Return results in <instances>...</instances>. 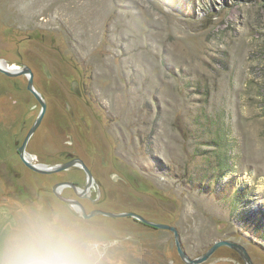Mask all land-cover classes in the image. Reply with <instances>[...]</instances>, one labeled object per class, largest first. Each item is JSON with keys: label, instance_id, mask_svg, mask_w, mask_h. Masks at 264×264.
I'll list each match as a JSON object with an SVG mask.
<instances>
[{"label": "rangeland", "instance_id": "rangeland-1", "mask_svg": "<svg viewBox=\"0 0 264 264\" xmlns=\"http://www.w3.org/2000/svg\"><path fill=\"white\" fill-rule=\"evenodd\" d=\"M0 59L27 65L47 98L29 143L35 162L54 165L89 144L73 140L64 103H76L74 81L111 106L106 145L83 159L95 180L93 200H82L87 212L132 211L172 225L190 258L229 239L264 264V0H0ZM25 85L0 72V102L8 86ZM37 111L30 98L15 139ZM14 170L0 161V235L40 207L80 222L103 264H187L171 231L131 217L84 218L57 198L54 182L84 183L77 170ZM199 264L244 263L221 246Z\"/></svg>", "mask_w": 264, "mask_h": 264}, {"label": "flooded vegetation", "instance_id": "flooded-vegetation-1", "mask_svg": "<svg viewBox=\"0 0 264 264\" xmlns=\"http://www.w3.org/2000/svg\"><path fill=\"white\" fill-rule=\"evenodd\" d=\"M19 76H21V75H19ZM22 76H24L26 78L25 75H22ZM33 79H34V75H33ZM26 84H27V78H26ZM72 86L73 87H72L71 92L75 96L74 100L76 103L73 106V108H70V106L66 103V101L64 103H65L66 110L68 111V113L70 115L71 121L73 123V127L75 128L73 140L78 141L79 146H83L81 142L83 141V138H84L89 142V144L84 145V146H86V148L84 149L82 154H76V153H71V152L64 153L63 154L64 160H62L61 162L56 163V164H62L65 162H69V161L73 162L74 161L75 164H73V166L69 167L66 170L68 171L70 169H75L86 180V172H85L84 168L81 165H79L78 163H76V161L80 160L83 163V165L85 166L83 159H86L85 158L86 154L90 155V158H93L91 156L90 152L101 154V149L106 145L105 139L103 140L101 137L102 130H103L101 127V124L102 123L107 124L108 125L107 130L110 129L109 127H110V123L112 120V117L110 116L111 106L108 108L106 105L101 103V101L99 100V96H97V98H96L95 94H92L91 91L88 92V89L84 88V82L83 81L82 82L74 81ZM35 90L39 93L41 99L45 103V112L43 114V117H42L39 125H38V127H39L42 120L45 118L47 111L49 110V106H48L47 98L44 97L43 94L41 92H39L36 88H35ZM56 92H57V89H56ZM26 93H28V95H26ZM5 94H6L5 99L3 100V102H0V119L4 122L7 131H6V133L0 132V161L1 160L8 161L10 165L15 166L17 170L13 171V176H16V177H19L22 172L25 174L26 171H31V172H34L37 174L47 175L45 173L36 172V171L32 170L31 168H29L21 159L20 151H19V148H20L29 128L31 127L34 120L37 118V116L39 114L40 107H41L39 101H37V99L34 97V95L26 88V85H25L24 89H15V88L12 89L11 87L8 86L7 90L5 91ZM101 94H103V92H101ZM101 94H99V95H101ZM57 96H59V95H57ZM30 98H33L35 100V102L38 103V111H37L36 115L34 116V118L32 119V121L30 122V125L27 127L26 131L23 133V135L22 136L20 135L21 137L19 139H15L14 136L16 135V133L18 131H21V128L24 125V122H25L24 119H25V115H26L25 109L27 107V102L29 101ZM90 98L94 102V106H92L90 104L91 103ZM6 104H8V105H6ZM2 105L4 106V108H2ZM36 105L37 104H33V106H36ZM95 106H96V108H95ZM29 107L31 108L32 106H29ZM38 127L33 131L31 136L29 137L26 145L24 146L23 155H24L25 159H27L29 162H31L33 164H44V163H38V162L33 161L35 157L30 152L29 143H30L32 137L34 136L36 130L38 129ZM107 130H105V131L107 132ZM110 140L111 139L109 136V138L107 139V146H110ZM87 150H89V152H86ZM95 151H99V152H95ZM89 160H91V159H89ZM56 164H54V165H56ZM47 166H52V165H47ZM66 170H63V171H66ZM87 170L90 172V174L94 180V175L91 172V170H89V168H87ZM59 172H62V171H59ZM55 173H57V172H55ZM49 174H53V173H49ZM85 180H84L83 184L79 185V183L76 181L69 180V179L68 180L63 179L61 181L54 182L51 186V191H52L53 185L56 183H59V182H71L75 185V187L77 189L81 190L85 186ZM94 181H93V183H94ZM93 185L94 184H92L90 186L88 193L86 194L85 197H79L75 193L74 189L71 186H65L67 188H70L71 192L68 193V196H63V197L69 198V199H75L83 205L82 200H85V199L93 200L90 193H89L90 189L93 187ZM61 190H62V188H60V192H61ZM69 194L71 196H69ZM81 198H83V199H81ZM88 212L86 211V213H88ZM146 226H148V225H146Z\"/></svg>", "mask_w": 264, "mask_h": 264}, {"label": "clouds", "instance_id": "clouds-1", "mask_svg": "<svg viewBox=\"0 0 264 264\" xmlns=\"http://www.w3.org/2000/svg\"><path fill=\"white\" fill-rule=\"evenodd\" d=\"M0 264H103L98 246L77 220L37 207L0 235Z\"/></svg>", "mask_w": 264, "mask_h": 264}, {"label": "water", "instance_id": "water-1", "mask_svg": "<svg viewBox=\"0 0 264 264\" xmlns=\"http://www.w3.org/2000/svg\"><path fill=\"white\" fill-rule=\"evenodd\" d=\"M0 72L3 73L6 76L9 77H16L19 75H25L27 78V84H26V88L34 95V97L37 99V101H39L41 107H40V111L39 114L37 116V118L34 120L33 124L31 125V127L29 128L20 148V157L23 160V162L32 170L39 172V173H45V174H49V173H55V172H59V171H63L68 169L69 167L73 166V164H75V162L73 161H69V162H65L62 164H56V165H52V166H47L46 164H33L31 162H29L27 159H25L24 155H23V149L24 146L26 145L29 137L31 136V134L33 133V131L38 127L43 114L45 112V103L44 101L41 99L39 93L35 90L34 86H33V72L32 70L27 66V65H22L21 67H8L6 64L3 63V61L0 59ZM76 163H78L79 165H81L85 172H86V180H85V186L83 189H77L75 187V185L71 182H59L53 185L52 187V192L54 193V195L59 198L60 200H62L63 202L71 205L73 208H75V210H77L80 215L84 218H90L93 216H97V215H103V216H107V217H111V218H115V217H131L134 218L135 220H138L139 222L154 227V228H159V229H166L172 232L173 234V238H174V243L176 246V250L177 253L179 255V257L187 264H199L203 261H205L206 259H208V257L219 247L221 246H226L232 250H234L242 259L244 264H254L247 252V250L245 249V247L235 241L229 240V239H218L215 240L201 255L195 257V258H190L189 256H187V254L183 251L180 241H179V234L177 229L169 224H165V223H160V222H155V221H151L148 220L144 217H142L141 215L132 212V211H121V212H112V211H106V210H102L100 208H94L92 210H90L88 213H86L83 205L75 200V199H69V198H65L60 194V190L59 188H64L65 186H71L75 193L79 196V197H85L86 194L88 193V190L90 188V186L93 183V177L91 176L90 172L87 170V168L83 165V163L78 160L76 161Z\"/></svg>", "mask_w": 264, "mask_h": 264}, {"label": "bare ground", "instance_id": "bare-ground-1", "mask_svg": "<svg viewBox=\"0 0 264 264\" xmlns=\"http://www.w3.org/2000/svg\"><path fill=\"white\" fill-rule=\"evenodd\" d=\"M59 190H60V188H59Z\"/></svg>", "mask_w": 264, "mask_h": 264}, {"label": "trees", "instance_id": "trees-1", "mask_svg": "<svg viewBox=\"0 0 264 264\" xmlns=\"http://www.w3.org/2000/svg\"><path fill=\"white\" fill-rule=\"evenodd\" d=\"M16 88V87H15Z\"/></svg>", "mask_w": 264, "mask_h": 264}]
</instances>
